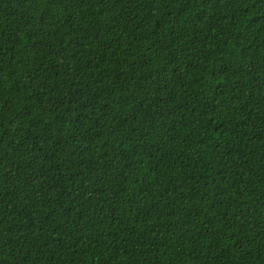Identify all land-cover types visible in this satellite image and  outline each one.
<instances>
[{
	"label": "trees",
	"instance_id": "16d2710c",
	"mask_svg": "<svg viewBox=\"0 0 264 264\" xmlns=\"http://www.w3.org/2000/svg\"><path fill=\"white\" fill-rule=\"evenodd\" d=\"M0 264H264V0H0Z\"/></svg>",
	"mask_w": 264,
	"mask_h": 264
}]
</instances>
